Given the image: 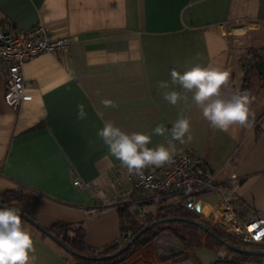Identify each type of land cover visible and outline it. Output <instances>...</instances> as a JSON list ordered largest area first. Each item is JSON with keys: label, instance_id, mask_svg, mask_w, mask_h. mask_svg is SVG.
Instances as JSON below:
<instances>
[{"label": "crops", "instance_id": "crops-1", "mask_svg": "<svg viewBox=\"0 0 264 264\" xmlns=\"http://www.w3.org/2000/svg\"><path fill=\"white\" fill-rule=\"evenodd\" d=\"M38 23L69 36L71 44L67 51L25 61L31 98L17 109L5 101L0 67V194L26 192L14 205L38 224L83 223L86 244L103 251L121 237L119 207L105 201L119 194L135 214L139 192L119 175L123 165L97 136L104 122L97 109L105 99L113 105L103 109L105 118L128 131L148 132L156 123L171 128L177 118H187L190 140L153 136L150 146L191 150L212 170L230 161L241 179L238 190L244 179L264 178V86L251 68L252 56L264 57V0H0L1 26L28 29ZM195 64L228 73L225 99L241 92L245 74L254 72L247 126L233 124L226 132L213 127L179 85L173 87L188 98L176 106L163 101L158 82L170 80L172 67ZM80 104L87 112L83 120L77 118ZM243 193L237 208L262 214L251 208L249 190ZM23 225L34 242L30 264H76L34 224ZM154 243L117 264H229L223 258L238 257L208 233L197 243H167L164 251Z\"/></svg>", "mask_w": 264, "mask_h": 264}, {"label": "built area", "instance_id": "built-area-1", "mask_svg": "<svg viewBox=\"0 0 264 264\" xmlns=\"http://www.w3.org/2000/svg\"><path fill=\"white\" fill-rule=\"evenodd\" d=\"M70 44L69 36L55 34L43 23L28 29L0 25V67L6 75V103L17 109L23 100L31 98L26 93L31 82L24 74L27 59L44 53L67 51ZM173 154L171 163L157 170L148 167L141 174L130 173L122 166L119 175L130 181V187L139 192L135 216L144 218L161 206L180 203L200 222L247 248L264 247V214L239 212L236 202L241 179L232 163L228 161L224 168L212 170L191 150L178 149ZM112 179L118 182V177ZM74 184L83 186L79 178L74 180ZM213 193L219 194L220 199L215 204L207 203L204 196ZM104 205L124 206L119 194L107 199ZM132 235V231L121 233L119 243L127 242ZM172 251H177V248H172ZM220 255L224 257L223 253ZM258 264H264V260Z\"/></svg>", "mask_w": 264, "mask_h": 264}, {"label": "clouds", "instance_id": "clouds-1", "mask_svg": "<svg viewBox=\"0 0 264 264\" xmlns=\"http://www.w3.org/2000/svg\"><path fill=\"white\" fill-rule=\"evenodd\" d=\"M170 80L158 82L163 101L176 106L187 99L173 86L179 85L185 94H191V101L213 127L227 131L233 124L247 126L250 118V98L247 92H235L229 99L221 96L222 86L228 80V73L220 67L195 64L181 70L172 67ZM98 116L104 121L97 136L107 146L110 154L125 166L130 173L141 174L150 166L161 167L171 163L173 152L164 144L152 145V137H170L183 142L190 131V121L181 116L171 122L172 127L156 123L151 131H128L105 118L103 109L113 107L110 100H103ZM87 117L85 105H78L77 118ZM34 242L24 227L21 212L15 207H0V264H30Z\"/></svg>", "mask_w": 264, "mask_h": 264}, {"label": "trees", "instance_id": "trees-1", "mask_svg": "<svg viewBox=\"0 0 264 264\" xmlns=\"http://www.w3.org/2000/svg\"><path fill=\"white\" fill-rule=\"evenodd\" d=\"M254 58V65L251 67L255 70V64L259 61L263 60L264 57L260 56L259 54L252 56ZM260 84L264 86V73L258 74ZM249 71L245 74V83L241 89V92H247L250 96L252 94V89L255 86L254 79L250 78ZM27 197V193L21 190H7L0 194V203L4 204L9 207H15L14 202L20 201ZM18 209V208H17ZM19 210V209H18ZM241 214L245 212L241 209H238ZM22 212L21 210H19ZM120 218H121V233L125 231H132L133 236H135L143 227L147 224L154 222L156 220L163 219L162 223L155 225L154 227L146 230L143 232L139 238L135 240L126 250L121 253L118 251L124 247L131 238L123 243L120 244L117 242L114 245L109 246L108 248L104 249L103 251H99L85 242V227L83 223L78 224H71L65 222H56L50 227H44L46 231L53 234L57 239H59L62 243H64L67 247L71 248L75 252L83 255H73L70 254L68 251L64 249V247L56 242V240L52 239L46 232H43V236L46 238L51 239L54 243H56L60 249L64 250L69 257L76 263V264H117L124 260L127 256L132 254L133 252L137 251L140 247L145 245L150 241H156L157 238L162 234L163 231L168 230L173 233L177 238L184 240L187 244L190 243H197L200 240V236L202 234H206V232L200 228L199 226L190 223L185 220H166L170 217H184V218H191L195 219L194 215L186 210L180 203H170L165 206H161L157 208L155 211L150 212L144 218H137L135 214L132 212L130 207L122 206L118 208ZM24 213V212H23ZM28 215V214H27ZM29 216V215H28ZM22 221L25 220L22 218ZM180 223L179 226H174L172 223ZM202 222V221H201ZM203 223V222H202ZM206 225V223H204ZM43 227V226H42ZM215 233H217L220 237L224 238L225 240L229 241L230 243L241 247L247 248V246L236 242L235 240L227 237L222 232L217 229H212ZM188 234H190V239H188ZM208 236L211 240L220 247L226 249L230 254L238 255L235 258H223L224 262L229 264H246V261L250 255L238 252L233 248H228L225 246L221 241L217 240L216 238L212 237L210 234ZM94 257H101L99 259H94Z\"/></svg>", "mask_w": 264, "mask_h": 264}, {"label": "rangeland", "instance_id": "rangeland-1", "mask_svg": "<svg viewBox=\"0 0 264 264\" xmlns=\"http://www.w3.org/2000/svg\"><path fill=\"white\" fill-rule=\"evenodd\" d=\"M250 78L255 77L254 72L252 71L250 73ZM257 80V79H255ZM243 189L244 192H246L247 190H249V192L252 195V209L255 210H259V213L264 214V178L262 179H257L254 180L253 178H249V179H244L242 181V188L240 190H238V194L241 197V199H243ZM204 199L206 201H209L211 203H216L218 198L216 196L213 195H207L204 197ZM257 203V204H256ZM241 203L236 202V206L239 207ZM195 217V216H194ZM196 218V217H195ZM199 219V218H197ZM174 226H179L181 225L180 223H176L173 222L172 223ZM190 234H188V239H190ZM155 246L161 249H163L164 251V247L167 243L170 242H177L178 244H180L181 246H184L185 244H187V242H185L182 239L177 238L173 233H171L168 230H165L162 232V234L157 238L156 241H154ZM254 250H259V251H264V247H254ZM226 250V249H225ZM228 252V251H226ZM232 254V253H231ZM168 257V256H165ZM261 260H264V256H251L250 260H248V262H246V264H258V262L260 263Z\"/></svg>", "mask_w": 264, "mask_h": 264}, {"label": "water", "instance_id": "water-1", "mask_svg": "<svg viewBox=\"0 0 264 264\" xmlns=\"http://www.w3.org/2000/svg\"><path fill=\"white\" fill-rule=\"evenodd\" d=\"M255 70L257 71L258 74H263L264 73V59L259 61L256 65H255ZM0 207H9L6 206L4 204L0 203ZM22 214V218L32 224H34L37 228H39L40 230H42L43 232H46L52 239L56 240V242H58L59 244H61L64 249L66 251H68L70 254L73 255H78V256H83L77 252H75L74 250H72L71 248L67 247L64 243H62L59 239H57L53 234L49 233L48 231H46L44 229V227H42L40 224H38L33 218H31L30 216H28L27 214L21 212ZM166 220H185L188 221L190 223H193L197 226H199L200 228H202L206 233L210 234L212 237L216 238L217 240L221 241L225 246H227L228 248H233L234 250L241 252V253H245L248 255H252V256H264V251H259V250H254V249H249V248H241L238 247L232 243H230L229 241L225 240L224 238L220 237L217 233H215L210 227L206 226L204 223L195 220V219H191V218H184V217H170L167 218ZM163 219L160 220H156L154 222H151L149 224H147L145 227L142 228V230H140V232H138L135 236H133L131 238V240L124 246L122 247L118 253L123 252L124 250H126L133 242H135V240L137 238H139V236L145 232L146 230L154 227L155 225L162 223ZM101 257H94V259H99Z\"/></svg>", "mask_w": 264, "mask_h": 264}, {"label": "flooded vegetation", "instance_id": "flooded-vegetation-1", "mask_svg": "<svg viewBox=\"0 0 264 264\" xmlns=\"http://www.w3.org/2000/svg\"><path fill=\"white\" fill-rule=\"evenodd\" d=\"M249 249H251V248H249Z\"/></svg>", "mask_w": 264, "mask_h": 264}, {"label": "snow or ice", "instance_id": "snow-or-ice-1", "mask_svg": "<svg viewBox=\"0 0 264 264\" xmlns=\"http://www.w3.org/2000/svg\"><path fill=\"white\" fill-rule=\"evenodd\" d=\"M259 238V237H258Z\"/></svg>", "mask_w": 264, "mask_h": 264}]
</instances>
